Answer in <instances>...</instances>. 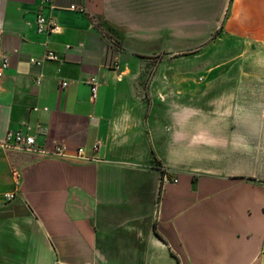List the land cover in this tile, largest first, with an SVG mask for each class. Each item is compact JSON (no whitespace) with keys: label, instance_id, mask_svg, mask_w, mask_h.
Returning <instances> with one entry per match:
<instances>
[{"label":"crops","instance_id":"0c3cea01","mask_svg":"<svg viewBox=\"0 0 264 264\" xmlns=\"http://www.w3.org/2000/svg\"><path fill=\"white\" fill-rule=\"evenodd\" d=\"M0 31V142L43 150L0 145V264H264V0L194 37L192 81L138 63L170 40L126 42L101 0H0Z\"/></svg>","mask_w":264,"mask_h":264},{"label":"water","instance_id":"95a60500","mask_svg":"<svg viewBox=\"0 0 264 264\" xmlns=\"http://www.w3.org/2000/svg\"><path fill=\"white\" fill-rule=\"evenodd\" d=\"M226 3L227 0H101V11L107 21L122 29L125 40L146 35L155 43L162 38L189 44L197 34L209 32L226 10Z\"/></svg>","mask_w":264,"mask_h":264},{"label":"built area","instance_id":"2783aa9c","mask_svg":"<svg viewBox=\"0 0 264 264\" xmlns=\"http://www.w3.org/2000/svg\"><path fill=\"white\" fill-rule=\"evenodd\" d=\"M37 31L38 32H50L56 31L57 24L52 18H46L45 16L39 14L36 19ZM0 40H1V31H0ZM46 57L48 59H57V55L54 52H49ZM8 64L6 60L0 61V80L4 74V70L7 68ZM88 83L91 86L92 96H96L97 92V77L92 76L89 78ZM67 82H62V86H66ZM0 145L7 148H17L27 151H43L38 144L36 143L35 137L32 135L24 134L21 130L17 132H8L6 138L0 142ZM99 144L94 145V150H97ZM51 156L55 157H65L67 152L65 146L62 143H58L55 145L54 149L48 152ZM73 157L76 160H91L93 157L86 155L84 148L79 147L76 149ZM164 180L166 182L176 183L178 181L177 177L169 176L168 174L164 175ZM4 201H10L17 196V192L15 190L6 191L0 194Z\"/></svg>","mask_w":264,"mask_h":264},{"label":"rangeland","instance_id":"374dc122","mask_svg":"<svg viewBox=\"0 0 264 264\" xmlns=\"http://www.w3.org/2000/svg\"><path fill=\"white\" fill-rule=\"evenodd\" d=\"M228 4L229 0H227L226 6H228ZM128 41L129 39L126 40V42ZM193 46L194 42L189 44L176 42L174 44L173 40H170L169 49L162 50V48L159 47L158 44H153V47L159 49V51H156L157 53H154L149 57L137 56L138 63H141L143 65H147V63H149L148 70L150 72L154 71L157 68L159 70H168L173 72L182 70L187 72L185 78L189 81H192L194 73Z\"/></svg>","mask_w":264,"mask_h":264}]
</instances>
